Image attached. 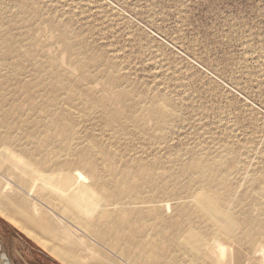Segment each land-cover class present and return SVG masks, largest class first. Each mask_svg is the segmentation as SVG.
Segmentation results:
<instances>
[{
	"label": "rangeland",
	"instance_id": "rangeland-1",
	"mask_svg": "<svg viewBox=\"0 0 264 264\" xmlns=\"http://www.w3.org/2000/svg\"><path fill=\"white\" fill-rule=\"evenodd\" d=\"M25 4L36 9V18L29 16ZM0 10V30H9L17 47L5 62L8 67L0 71L5 105L20 104L28 109L23 83L36 80L39 62L46 70L58 62L65 78L79 76L81 70L67 48L72 43L84 56H97L98 61L89 68L94 78L87 85L99 93L108 86V78L100 76L106 73L116 79V87L135 88L133 93L142 98L143 105L171 100L172 121L157 132L161 133L159 138L152 140L131 124L113 139L93 113L88 119L73 113L81 130L93 129L99 141L119 150L121 159L153 166L159 181L147 190L149 199L166 200L151 206L166 204L167 199L191 200L199 193L218 200L204 184L193 182L190 172L179 176L180 187H171L179 166L194 153L206 160L220 159V167L233 185L230 200L234 202L222 204L230 217L243 210V205L235 202L246 192L249 203L256 199L264 173V0H0ZM63 26L71 34L68 41L58 38ZM29 50L33 51L32 58L25 55ZM41 82L31 90L37 104H48V99L57 97V108L69 106V89L52 85L48 78ZM74 98L73 106L81 108L80 98ZM17 133L21 145L10 144L8 148L18 153L23 152V146L34 150L39 144L46 149L55 145L43 132L32 139L26 131ZM26 158L33 159L30 154ZM7 169V163H0L1 196L12 194L3 189L7 180L20 193L22 188L30 189ZM253 205L251 213L256 215L258 210ZM174 206L163 208V212L174 214L170 209ZM23 207L32 217H39L33 200H27ZM42 208L49 213L47 207ZM17 210L10 202L0 208V253L7 264H76L79 260L137 264L136 248L124 251L112 246L116 231L105 239L97 235L105 226L91 231L54 218L62 230L59 241L54 237L55 241H50ZM207 221V217L199 219L202 232ZM154 223L160 220L134 216L131 228L141 230V238L147 240L154 238L149 230ZM222 223L224 226L213 227L233 239L242 235V228L234 222ZM180 254L184 262L195 264Z\"/></svg>",
	"mask_w": 264,
	"mask_h": 264
},
{
	"label": "bare ground",
	"instance_id": "bare-ground-1",
	"mask_svg": "<svg viewBox=\"0 0 264 264\" xmlns=\"http://www.w3.org/2000/svg\"><path fill=\"white\" fill-rule=\"evenodd\" d=\"M24 7L25 10L29 9L31 18L37 17L36 9L27 8L26 4ZM2 17L0 10V20ZM58 38L63 41L71 38L66 26L61 28ZM67 48L81 74L65 78L58 62H54L50 70H46L43 63H37L39 69L36 80L23 83V87L27 88L23 94L28 104L26 110L20 104L5 105L1 95L4 81L0 77V163H7L8 172L14 173L18 182L30 186L28 191L22 188L24 192L20 193L7 180L3 189L12 191V194L4 197L0 195V208H5L9 202L15 205L18 213L25 216L27 222L36 226L37 231L45 234L50 241H55L53 237L58 239L62 230L52 221L54 218L60 222L67 220L73 225L79 224L91 231L105 226L106 229L98 230L97 235L105 239L110 232L116 231L112 246L124 251L136 248L138 254L134 258L137 264H187L180 253L190 257L195 264H264L263 171L260 177L262 185L256 193V199L249 203L250 200H245L249 194L246 192L235 202L244 208L233 218L222 209V204L234 200H230L232 181L226 170L220 167V159L206 160L199 153H194L179 166L175 184L171 187H180L179 176L190 172L194 176L192 181L204 184L206 190L218 200H211L199 193L194 194L191 200L167 199L166 204L151 206L153 202L166 200L149 199L151 195L147 190L154 188L159 181L153 166L142 162L130 164L121 159L119 150L99 141L93 129L81 130L80 121L74 114L88 119L87 116L93 113L113 139L131 124L146 139L152 140L159 138L161 133L157 135V132L163 131L172 121L174 112L171 100L159 99L143 105L142 98H136L133 93L135 88L116 87V79L106 73L100 76L108 78V86L99 93V89L87 85L94 78L89 68L98 61L97 56H84L80 48L72 43ZM16 50L9 30H0V71L8 67L5 62ZM25 55L32 58L33 51L29 50ZM45 78L52 85L70 90L66 97L69 104L67 108H57V97L48 99V104L44 105L35 102L32 87L42 83L41 80ZM74 96L80 98L81 108L73 106ZM20 131H26L30 139L43 132L45 139L53 141L55 145L46 149L45 145L39 144L34 150L21 146L23 152H15L8 145H21L17 133ZM27 154L33 159L26 158ZM27 200H33L34 212L39 216L37 219L23 207ZM252 203L257 207L256 215L251 213ZM172 204H175L170 208L175 211L174 214L163 212V208ZM42 205L51 213L44 211ZM134 216L138 219L151 216L160 220L159 224L154 223L149 227L154 238L143 239L141 230L131 228ZM200 217L208 219L203 232L199 225ZM221 221L234 222L242 228V235L233 239L225 231L216 230L214 225L224 226ZM116 222H119V227L115 229ZM76 264L99 263L79 260Z\"/></svg>",
	"mask_w": 264,
	"mask_h": 264
},
{
	"label": "water",
	"instance_id": "water-1",
	"mask_svg": "<svg viewBox=\"0 0 264 264\" xmlns=\"http://www.w3.org/2000/svg\"><path fill=\"white\" fill-rule=\"evenodd\" d=\"M0 264H7L6 260L3 258L1 253H0Z\"/></svg>",
	"mask_w": 264,
	"mask_h": 264
}]
</instances>
